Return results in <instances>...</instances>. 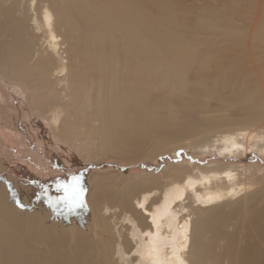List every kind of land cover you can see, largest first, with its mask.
I'll return each mask as SVG.
<instances>
[{
    "label": "bare ground",
    "instance_id": "obj_1",
    "mask_svg": "<svg viewBox=\"0 0 264 264\" xmlns=\"http://www.w3.org/2000/svg\"><path fill=\"white\" fill-rule=\"evenodd\" d=\"M41 3H44L43 6H41ZM25 4L26 2H21V0H0V35H3L1 30L6 29L7 24L14 20L18 22V24L15 25L17 29L23 30L25 26L28 25L29 10L26 9ZM124 4H126L124 0H120V2L119 0H114V4L112 0H32L28 4V7L32 8L34 11V20L37 22L38 27L45 28V31L48 33L49 39L46 44L47 48H43L44 45H42V50L35 52L30 48V50H25L23 47H20L21 45L19 43L18 46H20L18 47V53L15 57H9V54L13 51L11 47H7L6 50L4 48L2 52H0V73L6 74L12 88H8V94H13V96L17 94L18 101L25 103L23 96H20L19 85H17L22 84L24 88L29 91L31 112L35 114V117L37 113L46 117L50 110L49 113H51L54 129L61 137L63 136V138H65L64 136L67 133H73L75 124V122H70L67 133H65V129L61 126L64 110L62 104L57 101L61 100L63 96H59V91H57V93L55 91V95L53 94L54 98L56 97L55 103L52 104L51 102L49 106L46 102H43L44 98L42 101L36 100V91L32 89V81L37 75V68L38 73H42L44 69L48 71L50 69V74L54 76L53 81H55L54 83L56 85H61L60 87L62 88L64 85L68 86L67 81L69 78L66 76L68 72V59H65L61 55V49L65 42L64 38L57 32L58 21L56 15H60L59 17L63 19V25L66 28L72 23L70 21V16L74 17L80 25H83L84 20H88L93 29H95L94 35L99 44L102 43L103 40L109 39L108 32L112 26L116 27L122 34L126 33L125 37L128 39L130 38L129 40L133 42L132 45L134 48L139 51L144 49L146 51L145 54L150 55L152 58L151 60H155L153 64L150 65L151 71L154 72L155 70L158 72V70L169 68L166 69L164 74L161 83L162 86H166V83L173 78L175 81L177 80L179 82V88H181L180 86L186 85L187 75L191 72L190 70H194V72L203 71L205 69L211 70L207 65L209 62L206 63L195 57L194 49L187 45L188 42L181 33H177L174 36H165L162 32H154L149 27L145 28L142 15L139 12H134L132 9H128L126 7L127 5ZM99 5H101L100 11L102 8L110 11H108V13L113 17V20L110 21L109 19V23L104 17L105 12H103V10L104 16H100L97 13ZM39 6L40 9L38 12L37 8ZM89 9H91L93 13H91ZM78 15H80L79 19ZM204 18L205 17H202V19ZM218 22L219 21H217V23ZM221 24L219 23L218 26ZM88 26L85 27L87 28V31H85L87 33H89L90 28V26L89 28ZM143 29L145 30L143 34L145 33L149 36L150 38L146 37L152 42L146 39L144 41V36L142 35ZM172 30L174 31L175 29ZM240 31L242 32V30ZM200 32L205 31L203 29ZM207 33L206 31V33L202 35ZM254 34H249V39L250 36ZM104 37H106V39ZM3 38L8 41L5 35H3ZM242 40L244 39L242 38ZM94 41H96L95 38ZM16 42H21L20 36ZM191 42L192 41H190V44ZM242 43L247 44L245 41ZM141 48L143 49L141 50ZM160 48H162L161 50H163V48L168 49L172 56L171 62H173V64H169L170 62L164 59L168 63L167 65L161 60L162 58H159L160 60L157 59L163 54L157 55L155 59V54H160L158 50ZM32 51H34L35 54H33L34 52L32 53ZM149 51H154L155 53ZM54 58H59L61 62L57 64V60ZM209 60L211 62L212 58L209 57ZM48 61H51V64L49 62V66H47ZM116 61L112 59L109 61L103 58H96L94 62L95 64L99 63V68L111 69L110 74L112 70L114 72L112 76L108 74L109 77L106 76L102 80L99 79V74L95 73L92 75V79L96 81L95 86H105L106 88V85L109 83L113 86V91L110 95L105 97L106 93H104L105 99L103 98V94H101L102 98L108 102V106H105L106 108L98 109L92 107L95 114L87 112L93 102L91 101L92 98H90L92 96H89V93L83 97L81 102H78L80 100H75L76 98H71L72 104L75 107V112L71 115L72 119L81 122V125L84 127V129H82L84 135L96 136L102 141L103 138L101 135H105L106 137L108 134L114 135L117 133V135H114L119 139L117 142H122L123 144L135 140L138 136L140 137L138 138L139 140L146 138L145 141H148L151 136H153V138L155 137V144L153 143V146L145 151H140L139 149L138 151L140 152L138 154L136 153L137 157L140 155L142 157L149 156L158 148L165 149L170 146L173 147L177 142L188 138L192 139L193 142L204 140L207 143L213 139V135H215L217 129L220 128L219 125L213 123L214 119L210 125H206L207 123L205 120H203L205 122V124H203L198 118V115H200L201 118L205 117L204 113L208 110L197 112L196 108H193L192 112L189 107L185 110L180 108L179 101L181 99L179 100L178 94L173 96L170 95L172 96L170 103L177 101L179 106H168L166 110L155 109V111H150L146 114L150 120L144 115V119L137 120L135 124V115L137 114L135 109L139 107L146 112V108L143 107V102L145 101L137 97L140 92L136 94L137 87H144V76L140 77L135 76L137 74L133 75L131 72L133 71V65L130 66L129 63H124V67L122 68H125V71L129 68L128 70L130 72L126 73L128 75L122 74L125 75L124 77H118V71H115ZM133 62L131 61L130 64ZM218 64H220V62ZM136 65L134 68L137 67ZM234 66L235 72L240 74V68L237 63H234ZM229 68L228 66L227 69ZM47 70L45 72H47ZM155 76L157 75L155 74ZM224 76L226 78L223 79L224 83L222 86H227L228 84L232 85V83L228 82L231 74L224 73ZM43 78L45 83L52 82L51 78L50 81H47L49 78L46 79L42 77V79ZM189 81H187L188 85H190ZM90 82L91 81L87 79L84 85L86 87L93 86V83ZM174 82L172 81L171 84H167L171 90L178 88ZM72 84L74 85L75 82ZM203 85L212 86L206 83ZM211 88L214 89L213 87ZM192 89L188 90V92L192 91ZM94 91L95 90H93V93ZM51 94L49 95L50 97L53 96H51ZM77 94H75V97ZM143 94H145V91ZM158 94L159 96L161 95L160 93ZM229 94L236 96L235 99L238 101V95L232 92ZM241 94L244 100H249L248 95L244 93ZM192 95L190 94L189 96ZM93 96H95V94ZM181 97L183 96L181 95ZM163 98H165V96ZM153 100L154 99H152V102ZM168 100L169 99L166 101ZM161 101L159 103H161ZM257 104H259V107L261 106L263 108L261 119H263L262 122H264V101L260 100ZM257 104L255 105L257 106ZM183 105H185V103ZM186 106L190 105L187 104ZM1 108L4 109V107ZM4 114H0V120H2L0 121V133L6 132L11 137H18L15 126V128H8L11 124L8 126L9 121H6V118L4 119V117L8 115ZM139 115H142V113L140 112ZM208 117H210L209 111L206 118ZM4 121L7 123H4ZM163 122H168V125L177 122L179 125V127H175L177 130L173 131L171 139H168L169 135L166 134V132L168 133L169 131V127L167 129L168 131L165 130V133L163 130L159 131L154 128V125L160 127L159 125ZM177 124L175 126H177ZM171 129L173 130V128ZM238 129L239 132L235 135V138H232V135L229 134H221L219 139L216 140L225 148H229L230 152H235L239 149L248 151L252 144L260 147L261 150L264 149V143L249 142L256 140L259 135H261V138H264V130L261 129L260 126L257 128L260 130V134H251L250 131L244 129V127H232L231 131H236ZM155 131L159 132L160 135L156 134ZM244 135L250 136V140H244ZM95 139L94 137V141ZM21 140L23 141V138ZM115 144L114 147L116 146L117 148L118 145ZM110 147L109 151L113 148ZM128 148L129 147H127V149ZM129 150L131 151V149ZM96 151L99 150L97 149ZM112 151H114V149ZM186 167L178 169V173L171 174L170 178L165 176L163 179H159L158 177L154 179L148 177L137 179L132 177V179L131 177L118 175V178H112L113 181H111L109 178H102L100 174L95 173L97 177L92 174L90 176V181L87 179L92 186L90 195L88 194L90 207L87 208L88 204L86 203L87 206L84 204V208L80 210V217L82 219L77 222L75 221L74 213L70 215L53 209L52 199L50 202L44 197H41L39 200L33 199L29 202L27 200L29 199L27 195H30L31 191L26 188L30 185L27 187L23 186L22 184L25 182H22V184L21 182L14 183L15 192H21L20 185H22V189H26L28 192L30 191L27 195L24 192L21 193L25 196H21L23 197L22 199L26 200L20 205H15L13 198V201H11V188L7 186L1 188L0 264H264V240L258 237V234L264 235V203H259L264 199V186L262 185L264 182H257L253 176L252 179L246 180V175L251 166L243 170L244 178L242 180H239L240 178L238 179L237 175L233 173L235 171H227L223 174L218 168H216L217 171H210V169L199 167V172H194L193 169ZM2 169L0 166L1 171ZM197 173H200V176ZM252 173L255 175L257 169ZM9 178H11V176ZM213 179H218L221 182L213 186ZM0 181H2V179ZM6 181L9 183L8 180ZM1 185L2 184H0V186ZM3 185L6 184L3 183ZM163 194L164 200L161 201ZM70 225L76 227L75 230H72L75 236L69 237L63 228H61V226L69 228ZM255 234L257 235L256 244H250V238L255 237ZM235 239H237L236 247H234Z\"/></svg>",
    "mask_w": 264,
    "mask_h": 264
},
{
    "label": "rangeland",
    "instance_id": "obj_2",
    "mask_svg": "<svg viewBox=\"0 0 264 264\" xmlns=\"http://www.w3.org/2000/svg\"><path fill=\"white\" fill-rule=\"evenodd\" d=\"M24 1L26 2V9L29 10L28 25H26L23 30L17 29L15 25L18 24V22L14 20L7 24L6 29L1 30L3 32V35L8 38V41L3 38V35H0V52H2V49L4 48L6 50L7 47H11L13 51L9 54V57H15V55L18 53L17 50L20 45V47H23L25 50L31 49L35 52L42 50V45H44L43 48H47L46 44L49 39L48 33L45 31V28L38 27L37 22L34 20V11L32 10V8L28 7V4L32 0H21V2ZM124 1L126 2V4L124 5H127L126 7L128 9H132L134 12H139L142 15L145 28L149 27L154 32H162L165 36H174L177 33H181L184 38H186L188 42L187 45L194 49L195 57L197 59L199 58V60L205 61L206 63L209 62L207 65L209 66V68H211V70L205 69L198 72L190 70L191 72L188 73L186 80H192V83L189 81L190 85H188L186 81V85L180 86L181 88H179V82L177 80L175 81V79L173 78H171V81H168L166 83V86H162L161 83L163 81L164 74L166 72V69L169 68L158 70V72H156L155 70L154 72L151 71L150 65H152L155 60H151V56L145 54L146 51L143 48H141V50L143 49L142 51L134 48L132 45L133 42L129 40L130 38L128 39L125 37L126 33H123V35L116 27L112 26L108 32L109 39L103 40V42L99 44L97 43V38L94 35L95 29H93L88 20H84L83 25H80L74 17L70 16V21L72 23L70 26H67L68 28H66L63 25V19L59 17L60 15H56L58 21L57 32L64 38L65 42L61 49V55L65 59H68V72L66 75L69 78L67 81L68 86L64 85V87L62 88L60 87L61 85H56L54 83L55 81H53L54 76L50 74V69L49 71L46 69L47 72H45L46 70L44 69L42 73H38L37 68V75L32 81V89L36 91V94L34 93L35 99L38 101H42L44 98L43 102H46L47 105H49V103L51 102L52 104L55 103L56 97L54 98V93L55 91L56 93L57 91H59V96H63V98L57 102L62 104V108L64 110L61 126L65 129V133H67L70 122H75L73 133H67L64 136L65 138H63V136L61 137V135L58 134L54 129L51 113H49L50 110L48 111L46 117L41 116L40 113H37L35 117V114L31 112L30 108L29 91L24 88L22 84H17L20 88V96H23L25 100V103H21V101H18L17 94H15L14 96L13 94H8V88L10 87V89H12L10 80L6 76V74L0 73V75L2 76H0V95H2L0 96V100L2 99L0 102V114H4L6 111L4 115H8L9 117L5 116L4 119L6 118L5 120L9 121L8 126H10L11 124V126L8 128H13L15 126L16 128H14L17 130L18 135V137H11L6 132L0 133V166L1 169L3 168L2 171L0 170V180L2 179V181H0V184H2L0 186V190H2L1 188H4L5 186L11 188V199H14L15 205H20L21 203L23 204V202L26 200L22 199L25 196H23L24 194L21 193L24 192L27 195L31 191V194H28L29 196L27 195V198H29L27 200L29 202H31L33 199L39 200L41 199V197H44L45 199H47V201H50L52 199L53 209L58 212L70 215L74 213L75 221H80L82 219L80 217V210L84 208V204L86 206L88 204L87 208L90 207L88 198L92 186L90 185L91 183L88 182V180L90 181V176L92 174H100L102 178H109V180L111 181H113V179L115 178H118V175H123L131 178L133 177L137 179L142 177H148L150 179L158 177L159 179H163L165 178V176L170 178L171 174L178 173V169L187 166L186 168L193 169L194 172H199V167L210 169V171H217L216 168H218L220 172H223V174H225L227 171H235L233 173L237 175L238 179L240 178L239 180H242L244 178L243 170L246 167L251 166L248 174L246 175V180H249L250 178L252 179L253 176L255 177V180L257 182H264V149L261 150L260 147L254 146L252 144L251 148H249L248 151L239 149L235 152H230L229 148H225L222 144H220L218 140H216L219 139L221 134H229L232 135V138H235V135L239 132V129L236 131H231L232 127H244V129L250 131L251 134H260V130L257 129L259 128V126L264 130V122H262L263 119H261L263 108L261 106L259 107V104H257L260 102V100L264 101V0ZM112 3L114 4V0H112ZM43 4L44 3H41V6H43ZM100 6L101 5H99L97 13L100 16H104L105 14L104 17L106 18V21L108 20L107 22L109 23V19L111 21L113 20V17H111L108 13L109 10L107 11L104 8H102L103 12H105L103 14L102 10L100 11ZM37 9L39 12L40 6ZM89 10L91 13H93L91 9ZM79 16L80 15H78V19ZM202 17L205 18L202 19ZM217 21L219 22L217 23ZM201 22L204 23L202 24ZM219 23L222 24L218 26ZM86 24L87 26H90V28L88 26L89 33H92L93 36L92 34L90 35L89 33L85 32L87 31V28H85L87 27ZM201 24L204 26V28ZM172 29L175 30L173 31ZM203 29L205 32H200ZM240 30H242V32ZM144 31L145 30L143 29L142 35L144 36V41L145 39L147 41H151L149 39V36H147L145 33L143 34ZM206 31L208 33L202 35L203 33H206ZM210 33H212L213 36ZM249 34L254 35L250 36L249 39ZM19 36L21 38V42H16ZM146 36L149 38H147ZM94 38L96 41H94ZM104 38L106 39V37ZM242 38L244 40H242ZM189 40L192 41L191 44ZM243 41H245L247 44H243ZM252 41L255 42L253 43ZM19 43L20 45L18 46ZM161 49L162 48L158 49L160 51V54H155V59L157 58V55L159 56L163 54L164 57L163 55H161L157 59L162 58L161 60H163V62H165L167 65V62H170L169 64H173V62H171L172 56L170 55L168 49ZM34 51H32V53ZM125 51L127 52V54ZM35 52L33 54H35ZM149 52L155 53L154 51ZM209 57L212 58L211 62L209 60ZM96 58H103L109 61H111V59L113 61L117 60L116 63H114L117 67V69L115 67V71H118V77H124L125 75L122 74L130 72L128 70L129 68H127L126 71L125 68H122L124 67V63H129L130 66L133 65V71H131L133 75L137 74L135 76H144V87H137L136 94L140 92V95L138 94L137 97L145 101L143 102L144 106H142L146 108V112L141 110L139 107L135 109L137 113L135 115V124L137 123V120L139 121L141 119H144V115L147 117L146 114H148L150 111H155V109L166 110L168 109V106L177 107L180 105V108L184 110L188 107L191 108L190 110L192 112L193 108H196L197 112L207 109L209 111L210 117L206 118L208 113L207 111L206 113H204L205 117L201 118L200 115H198L199 120H201L203 124H205L206 122V125H210L212 120L214 119L213 123H217L220 128L217 129V132H215V135H213V139L209 143L204 140L193 142L192 139L188 138L177 142L173 147L170 146L169 148L165 149L158 148L149 156H138L140 158L137 157V154L140 151H145L148 148H151L153 146V143L155 144V137L153 138V136H151L148 141H145L146 138L139 140L138 138L140 137L138 136L135 138V140L129 141V143L123 144L122 142H120V144L119 142H117V140L119 139L114 136L117 135L116 133L114 135L108 134L106 137L105 135H101V137L103 138L102 141L94 136L96 138L94 141V137H92L91 135L90 137L83 134L82 129H84V127L81 125V122H79L78 120L74 121L71 115L75 112V107L72 104V99L76 98L75 100H80L78 102H81L83 97L87 93H89V96H92L90 98H92L91 101H93L92 106L89 108V110H87V112L94 113L92 107L101 109L106 108L105 106H108V102L104 100V93H106L105 97L110 95L113 91V86L110 83L106 85V88L105 86H95L96 81L92 79V75L97 73L99 74V79L102 80L106 76H112L114 72L112 70L110 74L111 69L99 68V63H94L96 61ZM164 59L167 60V62ZM56 60L57 64L61 62L59 58H57ZM130 60L132 62L134 61L133 63L135 64H130ZM49 62L51 64V61H48L47 66H49ZM217 62H220V64H218ZM234 63H237L238 67L240 68V74L238 72H235ZM136 64H138L140 67ZM135 65L137 66L136 68H134ZM228 66L230 67L229 69H227ZM154 73L157 76H155ZM224 73L231 74L228 82L232 83V85L228 84L227 86H222V84L224 83L223 79L226 78L224 76ZM42 77H45L46 79L49 78L47 81H50L51 78V81L53 83H45L44 78L42 79ZM87 79L91 81L90 83H93V86L86 87L84 85V82ZM172 81H175L174 83L178 87L175 90H171V88L167 86V84H171ZM73 82H75L74 85L72 84ZM205 83L208 85L211 84V87H213L214 89H212L210 86L203 85ZM91 88L95 90L94 93ZM190 89H192V91L188 92V90ZM144 91L145 94H143ZM166 91L169 93H167ZM230 92L238 95V101H236L235 99L236 96H232L229 94ZM158 93H160L161 95L159 96ZM241 93L248 95L249 100H244V97ZM50 94L51 96L53 94L54 95L50 97ZM75 94H77L76 97ZM94 94L95 96H93ZM101 94H103L104 99L102 98ZM149 94L151 95V97ZM175 94H178L177 96H179V100L181 99L179 101L180 104L177 101H173L172 103H170L172 99L171 97ZM188 94L193 95L189 96ZM181 95L183 97H181ZM164 96L165 98H163ZM158 97H161L162 99H159ZM50 98L53 100H51ZM152 99H154L153 102ZM167 99L169 100L166 101ZM160 101L162 104L159 103ZM181 103H185V105ZM187 104L190 106H186ZM255 104H257V106ZM1 107H4V109ZM137 111H140L142 115H139L140 112ZM147 119L149 118L147 117ZM203 120H205V122ZM4 123L7 122L4 121ZM176 124L177 122L172 125H168V122H163L159 125L160 127L154 125V128L155 130L159 131L163 130V132L165 133L166 131H168L167 129L169 127V131L168 133L166 132V134L169 135L168 139H171V134L173 135V131L177 130V128L175 129V127H179L178 124L177 126H175ZM170 126L171 128H173V130L170 128ZM155 133L160 135L159 132L155 131ZM22 138L23 141L21 140ZM243 139L249 141L250 136L244 135ZM19 142L21 145L19 144ZM102 142L105 143L103 144ZM249 142L264 143V138H261V135H259L256 140H252ZM101 143L103 144V147ZM115 143L118 145L117 148L116 146L114 147ZM109 147H113L112 149H110L111 151H109ZM127 147L129 148L127 149ZM97 149L99 151H96ZM113 149L114 151H112ZM129 149H131L132 152ZM139 149L140 151H138ZM255 169H257V173L254 175L252 172ZM197 174L200 176V173ZM10 176L11 178H9ZM73 177H79V181H74ZM3 179L5 180V182ZM6 180H8L9 183ZM16 182H21V184L22 182H25L22 185L26 187L30 185L27 188L25 187L30 191L28 192L26 189H22L23 187L22 185H20L21 192H15L16 190L14 187V183ZM220 182L221 181L218 179H213L212 185L216 186ZM3 183H5L6 185H3ZM62 185H68L70 189L76 188L78 190H82L83 195L79 196L78 199L71 203H66L63 199H61L65 195L64 188L61 187ZM262 185L264 186V183ZM13 199L11 201H13ZM163 200L164 194L161 201ZM259 203L263 204L264 199H262ZM61 228H63V230L69 237L75 236V233L72 230H75L76 227L70 225L69 228H67L66 226H61ZM258 237H261V239L264 240V235L258 234ZM250 239V244H256L255 241H257V235L255 234V237H251ZM236 245L237 239H235L234 247H236Z\"/></svg>",
    "mask_w": 264,
    "mask_h": 264
},
{
    "label": "snow or ice",
    "instance_id": "obj_3",
    "mask_svg": "<svg viewBox=\"0 0 264 264\" xmlns=\"http://www.w3.org/2000/svg\"><path fill=\"white\" fill-rule=\"evenodd\" d=\"M73 180L78 182L79 177H73ZM61 187H63L65 191V195L61 199H63L66 203H71L78 199L79 196L83 195L82 190H78L76 188L70 189L68 185H62Z\"/></svg>",
    "mask_w": 264,
    "mask_h": 264
}]
</instances>
